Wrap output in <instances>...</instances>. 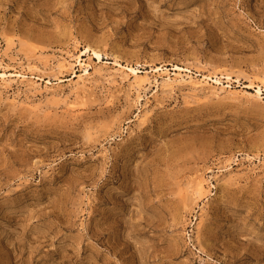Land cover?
<instances>
[{"label":"rangeland","instance_id":"rangeland-1","mask_svg":"<svg viewBox=\"0 0 264 264\" xmlns=\"http://www.w3.org/2000/svg\"><path fill=\"white\" fill-rule=\"evenodd\" d=\"M0 264H264V0H0Z\"/></svg>","mask_w":264,"mask_h":264},{"label":"bare ground","instance_id":"bare-ground-1","mask_svg":"<svg viewBox=\"0 0 264 264\" xmlns=\"http://www.w3.org/2000/svg\"><path fill=\"white\" fill-rule=\"evenodd\" d=\"M87 49V48H86ZM87 51H88V49H87ZM98 57H100V54H98L97 52H94ZM79 58V57H78ZM157 69H159V68H157ZM179 68H177L176 67V70H178ZM181 69V68H180ZM133 70V69H132ZM134 71V70H133ZM76 76V75H75ZM218 79V78H217ZM215 80V79H214ZM216 82H219L218 80H215ZM138 83V85L140 86L141 85V82L140 81H138L137 82ZM261 89L260 88H258V93H260L261 91H260Z\"/></svg>","mask_w":264,"mask_h":264}]
</instances>
